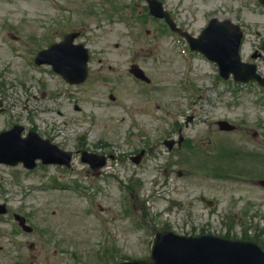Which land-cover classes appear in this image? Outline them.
<instances>
[{
  "label": "rangeland",
  "instance_id": "374dc122",
  "mask_svg": "<svg viewBox=\"0 0 264 264\" xmlns=\"http://www.w3.org/2000/svg\"><path fill=\"white\" fill-rule=\"evenodd\" d=\"M161 1L178 25L192 33L199 32L212 15L235 14L249 33L264 25V13L253 8L255 0ZM232 8L233 13L229 12ZM70 30H80L77 41L83 42L91 55L90 78L78 86H69L57 74L26 61V56L32 57V50L61 39ZM0 31V39L6 40L0 43V97L6 100L10 120L27 126L34 123L42 136L68 149H76L78 141L73 125L63 122L80 123L76 132L87 128L83 134L90 138L91 146L85 144L88 149L115 155L109 165L115 168L118 179L116 183L107 177L105 169L93 176L79 155L69 169L54 165L24 172L0 166L1 183L15 191L8 195L0 184V200L9 201L8 213L0 216V264H86L88 253L93 255L100 246L98 223L87 210V193L107 216L109 227L113 226L108 245L114 249L108 256L116 260L148 255L144 228L129 231L130 219L122 218L127 204L119 203L120 194L128 193L123 184L127 185L131 177L139 178L132 193L143 202L148 219L160 208L177 204L167 220L163 215L159 218V226L175 223L178 231L198 233L204 229L223 234L232 217L231 235L239 237L249 225L247 232L258 234L264 245V188L255 180L264 178V171L255 168L260 174L257 178L198 175L183 161H194L195 154L183 157L182 152L189 153L188 149L168 152L163 144L164 139H177L181 129V146L191 141L199 150L212 153L209 137L217 132L214 122L220 118L238 127L235 132L219 133L224 138L261 143L264 94L259 99L253 88L214 83L216 66L195 52L190 54L193 64L189 76L194 94L183 89L180 79L185 60L181 49L163 21L148 14L144 0H0ZM251 46V40L246 41V58ZM131 62L145 69L151 78L149 85L127 73ZM41 77L48 82L45 89ZM28 86H32L29 93ZM110 92L116 96L114 101L108 98ZM229 94L239 98L231 99ZM256 100L263 104L257 106ZM75 104L80 111L74 109ZM130 114L139 120L138 125L129 121ZM189 117L192 119L188 121ZM5 118V114L0 116V126ZM103 139L107 146L99 143ZM239 147L264 153V146ZM141 148L146 150V157L134 164L131 155ZM12 178L17 184L11 183ZM151 193L164 197L146 201ZM199 193L217 198V208H202L196 197ZM168 196L174 203L167 200ZM14 212L26 214L34 231H22L13 219ZM185 213L188 221L183 220ZM204 214L210 220L201 225L199 220H205ZM134 217L140 218L139 210Z\"/></svg>",
  "mask_w": 264,
  "mask_h": 264
},
{
  "label": "water",
  "instance_id": "95a60500",
  "mask_svg": "<svg viewBox=\"0 0 264 264\" xmlns=\"http://www.w3.org/2000/svg\"><path fill=\"white\" fill-rule=\"evenodd\" d=\"M159 12L161 15L167 16L165 12H162L159 7ZM229 28V31L222 30L219 33L213 26L208 27L203 34L207 39H209L208 44L203 48L208 55L216 60L221 68V72H227L229 70L238 71L240 64L238 63V40L240 34L237 32V28L234 27V32ZM76 34H70L65 36L64 41L61 43L54 44V67L57 71L61 72L67 80H76L73 78L83 79L86 74V59L87 52L83 48L82 44L73 45L72 40ZM202 37V35L200 36ZM200 40L191 41V46L194 48H199L198 44ZM201 49V48H200ZM78 81V80H77ZM54 160L68 162V159L61 156L54 151ZM22 221V219H21ZM231 251L235 253L237 250L242 249L245 253L248 252L255 257L260 251L251 242L235 241L230 243ZM256 264H264L261 261L256 262Z\"/></svg>",
  "mask_w": 264,
  "mask_h": 264
},
{
  "label": "bare ground",
  "instance_id": "6f19581e",
  "mask_svg": "<svg viewBox=\"0 0 264 264\" xmlns=\"http://www.w3.org/2000/svg\"><path fill=\"white\" fill-rule=\"evenodd\" d=\"M212 4V3H211Z\"/></svg>",
  "mask_w": 264,
  "mask_h": 264
}]
</instances>
